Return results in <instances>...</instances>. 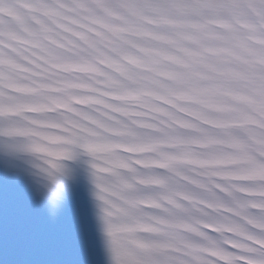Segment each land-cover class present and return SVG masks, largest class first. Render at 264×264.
Masks as SVG:
<instances>
[{
    "label": "snow or ice",
    "instance_id": "1",
    "mask_svg": "<svg viewBox=\"0 0 264 264\" xmlns=\"http://www.w3.org/2000/svg\"><path fill=\"white\" fill-rule=\"evenodd\" d=\"M16 128L89 157L110 264H264V0H0Z\"/></svg>",
    "mask_w": 264,
    "mask_h": 264
}]
</instances>
